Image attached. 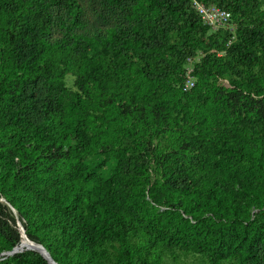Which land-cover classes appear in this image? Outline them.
Listing matches in <instances>:
<instances>
[{
  "label": "trees",
  "instance_id": "1",
  "mask_svg": "<svg viewBox=\"0 0 264 264\" xmlns=\"http://www.w3.org/2000/svg\"><path fill=\"white\" fill-rule=\"evenodd\" d=\"M191 1L99 0V23L85 0H0V264H48L32 249L2 254L20 228L57 264H106L112 241L115 264L189 250L201 264H264V74L253 71L264 23L211 30ZM182 24L218 41L241 32L228 46L235 76L212 90L225 135H173L154 101L195 55L184 36L170 42ZM193 73L206 79L209 60ZM164 133L166 148L153 143Z\"/></svg>",
  "mask_w": 264,
  "mask_h": 264
},
{
  "label": "rangeland",
  "instance_id": "2",
  "mask_svg": "<svg viewBox=\"0 0 264 264\" xmlns=\"http://www.w3.org/2000/svg\"><path fill=\"white\" fill-rule=\"evenodd\" d=\"M228 10L232 11V18L237 23V26H259L264 23V0H220ZM91 8H88V12L91 15V19L101 23L97 14L101 9L99 0H85ZM234 14V15H233ZM104 24V23H103ZM189 25V23H185ZM182 24L183 30H173L170 32V42L179 43L181 37L184 36L188 42L194 44V54L198 56V59L193 63L197 66L201 62V58L206 57L210 63L211 74L205 79L201 73L197 75L196 86L184 91L182 84L177 82L178 74L172 73L171 79L165 82V86L160 89L157 100L163 106L167 107L171 112L173 122H175V130L173 135L187 136L189 140H193L196 136H210L225 135L229 133L231 124V117L228 111L213 101L214 94L212 90L217 87L227 88L230 78L234 77L233 72L230 70L229 58H228V46L230 42L234 41L239 36V31L236 30L234 35H230L228 39L222 38L220 41L214 39L210 35L211 32L204 31L202 33H190L185 31L186 26ZM237 27V28H238ZM219 37H223L222 31L218 33ZM226 39V41H223ZM96 48L99 49L98 44ZM257 54L262 55V51L258 48ZM132 62V61H131ZM198 69V67H196ZM253 71L264 74V69L255 66ZM198 72V71H197ZM64 83L70 90H78L77 76L68 73L64 75ZM200 94H204L203 97L197 99ZM182 103V104H181ZM183 106V107H182ZM122 139L125 137L122 133L118 135ZM159 136H155L153 143L156 144L160 139L161 145H166L170 140L168 133H164ZM151 177L155 175L154 170L150 165ZM18 225V224H17ZM20 228V225H18ZM22 228H20L21 232ZM23 231V230H22ZM113 247L109 249V254L106 257V264L116 263V241H112ZM3 253V252H2ZM178 260H173L172 256L165 252H162L160 264H173L179 262L180 264H201L200 254L195 250H189L188 252L180 253L177 255Z\"/></svg>",
  "mask_w": 264,
  "mask_h": 264
},
{
  "label": "built area",
  "instance_id": "3",
  "mask_svg": "<svg viewBox=\"0 0 264 264\" xmlns=\"http://www.w3.org/2000/svg\"><path fill=\"white\" fill-rule=\"evenodd\" d=\"M191 7L196 12L202 24L208 26L211 30L223 28L233 33L237 27V23L232 18L231 12L216 3L206 4L201 1L192 0ZM197 59V55L187 56L184 59L181 76V84L184 91L190 90L195 85L196 80L193 73V62Z\"/></svg>",
  "mask_w": 264,
  "mask_h": 264
},
{
  "label": "water",
  "instance_id": "4",
  "mask_svg": "<svg viewBox=\"0 0 264 264\" xmlns=\"http://www.w3.org/2000/svg\"><path fill=\"white\" fill-rule=\"evenodd\" d=\"M0 200L3 201V198H0ZM16 223L19 224L18 221H16ZM20 236H21V238H20L19 242L16 245H14L10 250L5 251L2 254L12 255L14 253L21 252L23 250H31L32 249L33 251L38 253L42 258H44L46 260V263L57 264L56 262L53 261V259L49 255L48 251L40 243H38L32 239L31 240L27 239L26 236L23 234L22 230L20 232ZM23 241H25V242H23ZM23 243L32 244L37 248L34 249V247L24 246Z\"/></svg>",
  "mask_w": 264,
  "mask_h": 264
},
{
  "label": "bare ground",
  "instance_id": "5",
  "mask_svg": "<svg viewBox=\"0 0 264 264\" xmlns=\"http://www.w3.org/2000/svg\"><path fill=\"white\" fill-rule=\"evenodd\" d=\"M23 242H25V241H23ZM24 244V246H29V247H34V249H36L37 247H35L34 245H32V244H28V243H23Z\"/></svg>",
  "mask_w": 264,
  "mask_h": 264
}]
</instances>
